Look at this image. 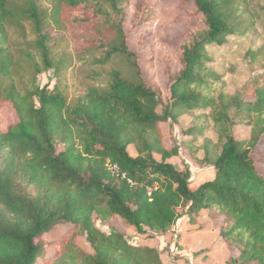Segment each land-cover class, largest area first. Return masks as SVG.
<instances>
[{
    "label": "trees",
    "instance_id": "trees-1",
    "mask_svg": "<svg viewBox=\"0 0 264 264\" xmlns=\"http://www.w3.org/2000/svg\"><path fill=\"white\" fill-rule=\"evenodd\" d=\"M45 1L52 5L50 13L38 0H0V109L11 104L18 118L6 132L0 127V264L48 261L51 248L58 264H163L157 248L133 246L125 234L106 233L97 222L117 217L137 234L148 228L164 235L182 218L196 225L204 211L212 222H221L219 237L238 250L237 264H264V174L256 159L264 139V84L254 81L251 88L228 93L208 51L252 30L253 21L244 27L238 23L250 1L182 0L193 4L201 21L181 46V69L166 70V103L128 46V33L155 18L153 3H136V20L126 31L129 0ZM65 9L74 13L77 25L90 29L93 66L118 59L127 63L126 70H111L102 85L88 88L71 104L37 83L53 68L52 25ZM22 22L32 25L33 49L41 57L39 63L22 56L31 74L26 90L7 84L18 64L9 28H21ZM263 52L253 53V60ZM197 112L203 113L199 120L212 125L218 142L206 140L204 157L193 156L196 166L213 168L214 179L192 189L190 170L168 163L179 155L180 145L167 148L159 126ZM237 127L250 128L249 139L239 140ZM194 131L189 134L205 128ZM64 226H71L72 234L82 231L93 253H68L63 240L43 241Z\"/></svg>",
    "mask_w": 264,
    "mask_h": 264
},
{
    "label": "rangeland",
    "instance_id": "rangeland-1",
    "mask_svg": "<svg viewBox=\"0 0 264 264\" xmlns=\"http://www.w3.org/2000/svg\"><path fill=\"white\" fill-rule=\"evenodd\" d=\"M138 1L153 3L155 18L147 25L128 33V46L138 53L144 77L149 85L161 90V97L166 103L169 93V78L166 70L177 73L181 69V46L187 41V33L193 25H199L201 17L196 15L192 3L183 4L182 0H129L127 9L126 31L136 20V3ZM248 11L241 14L238 23L243 27L247 22H254L252 30L245 36L228 38L223 46L212 45L208 48L209 54L215 59L213 67L223 75V81L228 93L251 88L254 81L264 84V52L253 60V53L264 50V0H249ZM41 9L50 13L52 5L45 0H38ZM74 13L69 9L63 10L58 18V24L53 22L52 39L49 42L50 59L53 68L38 77V85L47 87L50 91L62 94L69 104L85 95L90 87L102 85L108 73L113 69L126 70L127 63L118 59L103 68L93 66V52L87 39L90 29L85 25H77ZM51 22L50 20L47 21ZM21 28H9L10 45L15 55L17 66L10 79L19 90L30 87L31 74L21 60L27 53L41 63V57L33 49L35 35L29 22H22ZM100 72V77L95 75ZM159 111H162L160 107ZM202 112L183 115L177 124L163 123L159 126L160 135L167 148L174 142L180 145L179 155L168 163L177 170L189 169L191 172V187L196 189L200 185L214 179V170L208 165L198 167L193 162V156L204 157L202 145L206 140L218 142L212 125L199 118ZM198 118V120H197ZM18 122V118L11 104L5 103L0 109V127L6 132L8 127ZM202 125L203 133L189 134L194 127ZM235 135L239 140L250 137V128L237 127ZM195 132V131H194ZM191 142V146L184 143ZM62 146H58L62 150ZM128 151L131 156L137 155L134 146ZM257 167L264 174V139L257 150ZM160 161V157L156 156ZM33 189V188H31ZM34 190V189H33ZM221 222H212L204 211L196 225L190 226L186 219L178 221L167 234L157 233L153 229H146V234H137L133 228L126 226L119 218L111 222L98 221L97 227L106 233L113 230L126 235L128 242L133 246H148L157 248L163 264H237L239 252L235 247L228 245L219 237ZM62 240L64 241L62 243ZM46 243L61 242L70 246L76 253L92 254L93 251L86 241L85 234L78 231L72 234L71 226H64L45 235ZM64 247V246H63ZM66 251L64 248L63 252ZM56 251L48 250V261L38 264H58L54 260Z\"/></svg>",
    "mask_w": 264,
    "mask_h": 264
},
{
    "label": "built area",
    "instance_id": "built-area-1",
    "mask_svg": "<svg viewBox=\"0 0 264 264\" xmlns=\"http://www.w3.org/2000/svg\"><path fill=\"white\" fill-rule=\"evenodd\" d=\"M110 169H111L112 171H117V167H116V166H110Z\"/></svg>",
    "mask_w": 264,
    "mask_h": 264
}]
</instances>
